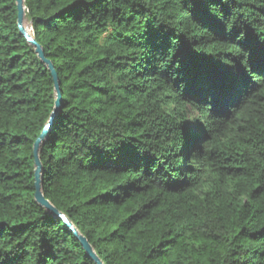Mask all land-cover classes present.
I'll list each match as a JSON object with an SVG mask.
<instances>
[{"label":"trees","instance_id":"1","mask_svg":"<svg viewBox=\"0 0 264 264\" xmlns=\"http://www.w3.org/2000/svg\"><path fill=\"white\" fill-rule=\"evenodd\" d=\"M25 3L102 262L264 264V0ZM55 103L0 0V264H97Z\"/></svg>","mask_w":264,"mask_h":264},{"label":"water","instance_id":"2","mask_svg":"<svg viewBox=\"0 0 264 264\" xmlns=\"http://www.w3.org/2000/svg\"><path fill=\"white\" fill-rule=\"evenodd\" d=\"M17 7H18V25L20 32L22 35L27 39L28 43L35 48L36 53L38 54L39 58L47 65L49 70L52 72L54 81H55V94H56V103L53 109V112L50 115V118L43 130L41 137L39 138L36 144V193L35 199L38 204L48 209L55 218L62 220L66 226L75 234L76 238L79 242L83 245L84 249L88 253V255L94 259L97 264H104L98 254L96 253L94 247L90 244L89 240L86 236H84L75 226V224L69 219V217L59 211L50 200L45 197L44 190H43V165L40 159V150L48 138L55 121L62 109L63 104V96L61 91V81L60 78L55 70V67L52 61L45 58L43 47L39 42L36 40L34 33L29 31L28 27L26 26V3L25 0H16ZM32 29V27H31Z\"/></svg>","mask_w":264,"mask_h":264},{"label":"rangeland","instance_id":"3","mask_svg":"<svg viewBox=\"0 0 264 264\" xmlns=\"http://www.w3.org/2000/svg\"><path fill=\"white\" fill-rule=\"evenodd\" d=\"M25 24H26V26H27L28 28H30L31 32H33V30L31 29L32 26H31L30 22L27 21V19H26Z\"/></svg>","mask_w":264,"mask_h":264},{"label":"bare ground","instance_id":"4","mask_svg":"<svg viewBox=\"0 0 264 264\" xmlns=\"http://www.w3.org/2000/svg\"><path fill=\"white\" fill-rule=\"evenodd\" d=\"M28 29H29V31H31L30 28H28Z\"/></svg>","mask_w":264,"mask_h":264}]
</instances>
